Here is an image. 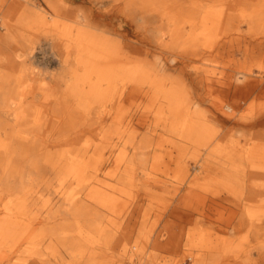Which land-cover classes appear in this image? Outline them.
Listing matches in <instances>:
<instances>
[{
  "label": "rangeland",
  "instance_id": "obj_1",
  "mask_svg": "<svg viewBox=\"0 0 264 264\" xmlns=\"http://www.w3.org/2000/svg\"><path fill=\"white\" fill-rule=\"evenodd\" d=\"M246 1L259 0L239 3ZM94 11L106 13L102 22L116 27L114 9L107 3ZM2 12L0 34L14 54L12 58L0 54V264H30L22 252L38 235L42 237L37 264H208L227 247L241 253L237 264H264V215L248 223L242 218L244 197L232 202L228 193L244 180V163L212 149L204 151L194 142L179 143L161 131L149 139L159 151L155 171L147 170L148 164L137 166L134 179L128 180L133 149L119 143L113 154L105 155L96 174L120 189L93 186L92 198L77 196L79 228L61 235L59 229L72 220L61 211L63 189L50 180L64 170L73 182L92 174L85 154H90L106 123L88 122L76 111L68 113L69 102L62 95L75 72L67 67L65 56L40 40L38 29L48 22L42 0H29L14 16L5 18ZM242 111L230 119L221 114L206 122L222 138L236 131L234 122ZM140 138L137 135L136 141ZM119 154L121 160L115 162ZM189 185L203 200V216L178 205ZM247 228L249 237L243 243ZM69 251L78 252L74 263L69 262Z\"/></svg>",
  "mask_w": 264,
  "mask_h": 264
},
{
  "label": "bare ground",
  "instance_id": "obj_2",
  "mask_svg": "<svg viewBox=\"0 0 264 264\" xmlns=\"http://www.w3.org/2000/svg\"><path fill=\"white\" fill-rule=\"evenodd\" d=\"M28 3L0 0L2 16L17 15ZM104 3L114 9L115 28L102 22L106 13L94 11ZM42 5L48 22L38 29L40 40L65 56L67 67L75 72L62 95L69 102L68 113L76 111L88 122L106 123L90 146V154H85L92 174L73 182L64 170L50 180L63 189L61 211L72 220L59 229L61 235L79 228L80 215L74 206L77 196L92 198L93 186L120 189L96 174L105 155L113 154L119 143L134 151L128 180L134 179L137 166L148 164L147 170L156 169L158 146H152L149 139L159 131L179 143L194 142L204 151L212 149L244 163L245 178L229 189L231 201L241 202L244 197L242 218L248 223L264 215V0H42ZM3 29L0 25V33ZM3 38L0 34V54H14ZM242 108L234 122L236 131L228 136L219 138L216 128L206 122L221 114L230 119ZM137 135L141 137L138 142ZM120 158L121 154L115 162ZM177 202L182 209L206 214L192 185ZM15 232L13 228L11 233ZM41 237L36 236L22 252L30 264L41 260ZM217 250L221 252L219 246ZM47 253L50 257V250ZM68 254L70 263L77 261L78 252ZM240 258V252L227 247L208 264H237Z\"/></svg>",
  "mask_w": 264,
  "mask_h": 264
}]
</instances>
